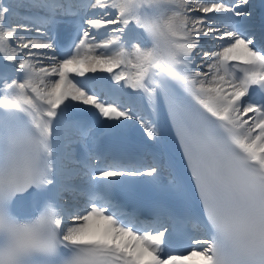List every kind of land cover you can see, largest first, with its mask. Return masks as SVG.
Masks as SVG:
<instances>
[{
  "label": "snow or ice",
  "instance_id": "1",
  "mask_svg": "<svg viewBox=\"0 0 264 264\" xmlns=\"http://www.w3.org/2000/svg\"><path fill=\"white\" fill-rule=\"evenodd\" d=\"M0 264H264V0H0Z\"/></svg>",
  "mask_w": 264,
  "mask_h": 264
}]
</instances>
